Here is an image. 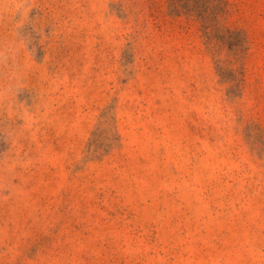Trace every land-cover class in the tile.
<instances>
[{
    "label": "rangeland",
    "instance_id": "1",
    "mask_svg": "<svg viewBox=\"0 0 264 264\" xmlns=\"http://www.w3.org/2000/svg\"><path fill=\"white\" fill-rule=\"evenodd\" d=\"M0 264H264V0H0Z\"/></svg>",
    "mask_w": 264,
    "mask_h": 264
}]
</instances>
